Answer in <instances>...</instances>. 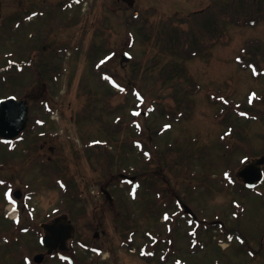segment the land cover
<instances>
[{"label":"rangeland","instance_id":"obj_1","mask_svg":"<svg viewBox=\"0 0 264 264\" xmlns=\"http://www.w3.org/2000/svg\"><path fill=\"white\" fill-rule=\"evenodd\" d=\"M8 95L30 113L0 139V264L40 252L55 211L84 238L76 264H264V182L236 176L264 154V0H0ZM101 186L114 204L96 209ZM12 204L30 215L18 239Z\"/></svg>","mask_w":264,"mask_h":264},{"label":"water","instance_id":"obj_2","mask_svg":"<svg viewBox=\"0 0 264 264\" xmlns=\"http://www.w3.org/2000/svg\"><path fill=\"white\" fill-rule=\"evenodd\" d=\"M130 6L133 5V0H123ZM126 60V58H123ZM28 106L25 101L16 100L14 97H9L0 101V136L8 139L13 138L22 131L25 127L27 120ZM263 162V158L256 159L246 165L241 171L238 172V176L241 177L245 184L253 185L255 181L261 179V170L259 165ZM187 211L189 209L185 207ZM59 218L47 229L50 234L49 241H54L53 233L57 229ZM51 228V230H50ZM60 238H58L59 240ZM62 241V239H61ZM35 260L38 261V256H35Z\"/></svg>","mask_w":264,"mask_h":264},{"label":"flooded vegetation","instance_id":"obj_3","mask_svg":"<svg viewBox=\"0 0 264 264\" xmlns=\"http://www.w3.org/2000/svg\"><path fill=\"white\" fill-rule=\"evenodd\" d=\"M101 193H102V190H101ZM103 203L106 206L109 205L108 203H110L111 205L114 204L112 201H109L107 203L104 201V202H102L100 204H97V206L94 207V208H99V206L101 204H103ZM59 215L60 214H54V215H52L50 217L43 218L40 221H37V235H36V238L38 240V246L40 248L39 249L40 252L37 251V253H40L43 256V258L41 260V264L44 263V262H47V263L49 262V263H52V264H55V263L56 264H76L77 263L75 247L76 246L77 247L80 246L79 245V243H80L79 241L81 239H84V238L82 237V234L78 233L77 224L73 221L72 218L68 217L66 219H62L61 220V222L63 223L62 226L64 227V230L60 231V236H64L65 237L66 235H68V231L66 230V227H68L69 224H71L73 226V238H67L65 240V243H64V246L62 247V249H59L60 248V243H58L57 246L55 248H53L52 250H50L51 248H49V247H45L43 245V243H42V239L47 234V229L45 228V225L51 223L55 219V217H57ZM96 225L99 226L98 224H96ZM27 232H28V230L26 229L25 230V235L27 234ZM77 233L79 234V238H81V239L78 238V234ZM103 233H104V231H102V230H100V232H99L98 230L94 229L93 236H94V238H98ZM75 243H77V244H75ZM52 245H54V244H52ZM88 245H90V244H88ZM90 246H92L91 248L93 250L96 249L95 245H90Z\"/></svg>","mask_w":264,"mask_h":264},{"label":"trees","instance_id":"obj_4","mask_svg":"<svg viewBox=\"0 0 264 264\" xmlns=\"http://www.w3.org/2000/svg\"><path fill=\"white\" fill-rule=\"evenodd\" d=\"M190 21L192 22V21H194V20L191 19ZM194 22H195V21H194ZM195 24H196V23H195ZM192 29H194V25H192ZM192 29H191V30H192ZM195 29H196V27H195ZM188 31H190V30H188ZM188 31H187V32L185 31V33H184V34H186L187 36H188ZM188 37H189V36H188Z\"/></svg>","mask_w":264,"mask_h":264}]
</instances>
